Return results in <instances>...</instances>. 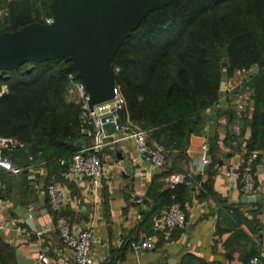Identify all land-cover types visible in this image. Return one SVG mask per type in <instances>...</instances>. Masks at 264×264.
<instances>
[{
    "label": "trees",
    "instance_id": "16d2710c",
    "mask_svg": "<svg viewBox=\"0 0 264 264\" xmlns=\"http://www.w3.org/2000/svg\"><path fill=\"white\" fill-rule=\"evenodd\" d=\"M8 1L0 0V6ZM33 2L40 4L34 9L36 20L44 22L52 15L51 0ZM10 22L4 17L0 31L18 28ZM69 63L58 57L0 71V134L29 146L37 142L44 149L34 153L35 161H45L50 172L68 168L67 159L81 147L74 142L84 135L81 104L68 97ZM113 65L120 67L116 83L127 101L121 119L147 129L149 140L164 147L167 161L175 158L173 173L183 171L178 163L187 156L201 115L220 97L224 70L234 74L237 68L257 65L250 83L256 91L255 110L243 124L251 121L252 132L244 141L248 150L264 148V0H172L144 17L115 54ZM29 146L6 154L19 164L33 153ZM198 181L203 193L213 192L211 180L198 176ZM189 190V183L159 193L151 188L154 204L142 223L148 225V234L155 232L154 217L173 201L184 206ZM7 250L5 255L16 257L14 249ZM5 257L0 254V264Z\"/></svg>",
    "mask_w": 264,
    "mask_h": 264
},
{
    "label": "crops",
    "instance_id": "0c3cea01",
    "mask_svg": "<svg viewBox=\"0 0 264 264\" xmlns=\"http://www.w3.org/2000/svg\"><path fill=\"white\" fill-rule=\"evenodd\" d=\"M252 71L257 72L258 66L254 65ZM233 78L234 74L224 70L221 92L232 84ZM254 110L252 94L247 111L249 119ZM235 119L233 101H223L210 113L203 112L198 130L190 138L187 156L178 163L183 171L174 172L189 173L190 190L184 201L188 223L173 231H160L156 248L143 253L134 252L130 241L149 233L148 225H142L154 204L149 191L152 188L159 193L170 186L175 158L169 159L164 167L155 168L138 153L132 139L109 143L102 153L108 171L98 184L71 174L68 168L50 172L45 164L36 161L33 167H28L27 158L19 163L25 165L20 173H7L8 170L0 167L3 198L0 221L5 224L0 236V254L7 259L1 264H19L17 254L11 258L5 255L7 249H21L38 264H75L73 251L59 238L57 216L49 206L46 184L51 180H57L67 189L68 203L63 215L76 230L87 227L94 213L97 215L93 241L95 264H264V199L243 202L240 191L244 139L251 136V121L241 133H236ZM81 138L86 143L93 140L85 135ZM205 142L210 145L208 164L201 160ZM118 151L123 159L118 157ZM259 151L257 194L264 195V148ZM198 176L212 181V193H203ZM136 196L141 199H135ZM21 228L44 233L30 239ZM40 253L50 262L41 260Z\"/></svg>",
    "mask_w": 264,
    "mask_h": 264
},
{
    "label": "built area",
    "instance_id": "2783aa9c",
    "mask_svg": "<svg viewBox=\"0 0 264 264\" xmlns=\"http://www.w3.org/2000/svg\"><path fill=\"white\" fill-rule=\"evenodd\" d=\"M9 16L8 4L0 6V21L4 17ZM54 21L53 15L45 18V23H52ZM254 66V65H253ZM237 68L234 72L233 82L228 85V88L221 92L218 100L212 105L206 107V112H211L215 106L220 107L223 101H233L234 112L236 115L234 129L236 133H241L244 124V118L247 116L249 103L252 99V86L250 85L253 75L256 72L252 71V67ZM257 66V65H256ZM120 70V67H115V71ZM68 77L70 79V87L68 97L70 100L81 104L82 110L80 118L83 126L81 131L85 136L92 137L91 143L81 145L67 160L68 171L76 176H83L89 178L95 184H98L107 174L102 159L104 147L109 144L106 142V134L103 129L104 122L102 118L106 115H111L112 121L116 124L117 132L114 134L115 140L111 143H116L122 139H132L136 143L138 153L148 158L155 168H162L167 163V152L164 147L156 142L149 140V133L140 125L132 122L130 119H121V110L126 107V98L121 92L119 86L116 88L115 97L107 102L97 104L94 108L90 107V94L84 83L79 78L75 70H70ZM2 92H0L1 94ZM29 145L12 135L0 134V167L12 171L13 173H20L24 170V164H16L6 151L14 149H25ZM245 146V157L243 159L241 173H240V191L243 195H256L259 190L256 165L260 157L259 150H248ZM210 145L208 142L202 145V163L208 164ZM29 165L33 167L35 162L34 153L28 156ZM40 164H46L41 161ZM189 173H173L169 177V183L172 187L179 183H188ZM49 206L57 216V231L59 238L63 244L69 247L74 254L75 264H95L93 256V241L95 235V224L97 215L91 217L87 227L76 230L71 223L63 215L68 203L67 189L57 180H51L46 184ZM3 198L0 197V202ZM188 223L187 214L181 202L175 200L168 207L163 209L154 220L155 232L146 234L142 237L130 241L131 249L136 253H143L154 250L157 246V232L159 231H173L177 228L186 227ZM5 224L0 221V236L4 233ZM26 232L31 239L35 235L41 237L43 230L31 231L26 228H21ZM39 258L46 263H49V258L40 253ZM256 259H253L255 261Z\"/></svg>",
    "mask_w": 264,
    "mask_h": 264
},
{
    "label": "water",
    "instance_id": "95a60500",
    "mask_svg": "<svg viewBox=\"0 0 264 264\" xmlns=\"http://www.w3.org/2000/svg\"><path fill=\"white\" fill-rule=\"evenodd\" d=\"M172 0H51L52 23L35 19L33 0H9V18L18 27L0 31V71L18 69L29 61L42 62L65 57L68 68L78 72L90 94V107L112 100L116 95L117 73L113 59L124 41L152 10ZM226 65L227 63L224 62ZM255 89L252 94L255 96ZM106 142L117 132L111 115L102 118ZM75 145H84L79 138ZM33 153L43 151L32 143ZM118 157L123 159L121 152ZM135 199H141L136 196ZM264 199L263 194L243 195V202ZM145 201L148 199L145 198ZM19 264H38L21 249Z\"/></svg>",
    "mask_w": 264,
    "mask_h": 264
},
{
    "label": "rangeland",
    "instance_id": "374dc122",
    "mask_svg": "<svg viewBox=\"0 0 264 264\" xmlns=\"http://www.w3.org/2000/svg\"><path fill=\"white\" fill-rule=\"evenodd\" d=\"M39 5H40L39 3H36V4H35V9L38 8ZM34 14H35V16H37V12H36V10H35V13H34ZM42 15H43V16H46V15H47V11H44V10H43V14H42ZM10 23H11V22H10ZM11 24H12V23H11ZM12 25H13V24H12ZM0 74H1V72H0ZM4 89H7V85H4V86H3V90H4Z\"/></svg>",
    "mask_w": 264,
    "mask_h": 264
},
{
    "label": "flooded vegetation",
    "instance_id": "af4514ba",
    "mask_svg": "<svg viewBox=\"0 0 264 264\" xmlns=\"http://www.w3.org/2000/svg\"><path fill=\"white\" fill-rule=\"evenodd\" d=\"M14 26V25H13Z\"/></svg>",
    "mask_w": 264,
    "mask_h": 264
}]
</instances>
